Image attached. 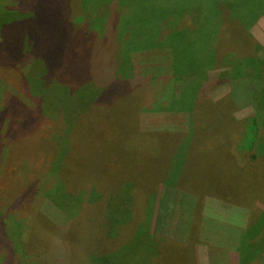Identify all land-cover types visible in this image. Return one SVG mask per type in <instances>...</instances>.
I'll use <instances>...</instances> for the list:
<instances>
[{"label":"rangeland","instance_id":"rangeland-1","mask_svg":"<svg viewBox=\"0 0 264 264\" xmlns=\"http://www.w3.org/2000/svg\"><path fill=\"white\" fill-rule=\"evenodd\" d=\"M41 1L36 14L38 0H0V264H241L246 238L263 239L264 137L248 162L218 105L192 124L181 90L166 78L156 92L134 51L120 74L125 0ZM171 21L196 28L192 14ZM247 33L264 45V15ZM225 77L212 101L232 92ZM230 99L238 120L257 111Z\"/></svg>","mask_w":264,"mask_h":264},{"label":"trees","instance_id":"trees-1","mask_svg":"<svg viewBox=\"0 0 264 264\" xmlns=\"http://www.w3.org/2000/svg\"><path fill=\"white\" fill-rule=\"evenodd\" d=\"M25 5L30 9L29 2ZM45 7H48V4L38 0L31 10L39 14L44 12L42 8ZM82 7L85 13L83 4ZM122 7H124L123 14L126 12L128 15L122 14L119 25L121 30L118 32V42L121 50L118 58L122 62L119 60L118 72L122 75L129 72L126 70L127 58H129L127 56L131 51L136 52L137 56H140V64L142 63L140 71L149 74L153 82L156 79L154 88L156 92H159L164 81H170L169 86L172 89L181 90L180 98L174 95V102L176 105L186 107L184 110L189 114L192 124L193 120L201 119L199 107L203 101L214 106L218 105L217 117L221 122L222 120L225 122L223 116L228 117L233 126L232 135L237 138L236 143L241 155H246L244 159L248 162L257 160V142L264 137V127L260 121L261 111L257 106L260 97L257 96L258 91L264 88V45L252 42L251 38L247 40L250 37L247 29L264 15V0H125ZM188 14L196 17L194 32L163 29V22L168 23L174 17L185 19ZM131 30L133 33L129 32ZM124 38L125 42H123ZM212 39L215 40L213 43ZM234 45L241 46L242 49L247 48L243 59L236 62L234 54H230ZM148 49L150 50L146 54L145 51ZM120 66H123L121 70ZM217 66L228 69L222 70L221 75L219 71H209L210 67ZM206 67L209 69L207 70ZM214 70L218 69L214 68ZM226 75L230 76L229 83L232 86L228 99L231 98L237 105L241 101L246 102L243 103L244 105L254 104L255 101L257 111L254 115L238 120L229 114L228 99L227 102L223 99L211 100L213 86L219 84V80L226 78ZM130 80L133 84V80ZM187 90L191 92L190 96L186 94ZM231 99L230 102L234 105ZM225 102L228 110L222 109L221 105ZM135 118L137 120V115ZM151 134L155 132L152 131ZM253 230L252 235L263 231L261 236L263 239L261 242H251L250 237L246 238L241 264H252L251 262L255 264L254 260L259 256L264 259V216L260 215ZM188 248L191 251L192 247L188 246ZM192 261L194 264V259ZM185 264H190V260L188 259Z\"/></svg>","mask_w":264,"mask_h":264}]
</instances>
